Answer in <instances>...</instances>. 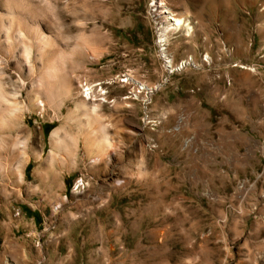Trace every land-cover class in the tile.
Wrapping results in <instances>:
<instances>
[{
    "label": "rangeland",
    "instance_id": "obj_1",
    "mask_svg": "<svg viewBox=\"0 0 264 264\" xmlns=\"http://www.w3.org/2000/svg\"><path fill=\"white\" fill-rule=\"evenodd\" d=\"M0 77V264H264V0H0Z\"/></svg>",
    "mask_w": 264,
    "mask_h": 264
},
{
    "label": "bare ground",
    "instance_id": "obj_2",
    "mask_svg": "<svg viewBox=\"0 0 264 264\" xmlns=\"http://www.w3.org/2000/svg\"><path fill=\"white\" fill-rule=\"evenodd\" d=\"M9 1V0H8ZM8 7V6H7ZM153 7H155V10L154 11H157V9H161V8H163L164 9V12H165V14H166V16H167V20H168V22H169V26H172V27H174V29H176V30H179V29H181L183 32H185V35L186 36H190L191 35V33L193 32V30H194V26H195V24L190 20V19H188V18H185V17H181V16H176V15H174L165 5H164V3L163 2H160V4L159 5H156V2H154V5H153ZM37 36V35H36ZM45 37H43V35L42 34H39V36H37L36 37V39H39L40 41V44H39V47L37 48L39 51H40V54H39V56L40 57H42L43 58V56L45 55V50H47V48L49 47V45H50V43H51V41H50V43H49V41H48V39L47 40H45L44 39ZM35 39V40H36ZM38 42V43H39ZM53 43V42H52ZM54 44V43H53ZM53 44H51V45H53ZM167 44H169L168 43V36H167V32H166V28L161 32V34H160V37H159V46H160V48H161V54H162V58L163 59H165L166 60V63H167V67L168 68H170V69H172V60H171V58H169V56L167 55V53H166V46H167ZM37 46H38V44H37ZM54 47H55V45H54ZM57 47V46H56ZM50 48V47H49ZM53 48V47H52ZM55 49V48H54ZM37 50V51H38ZM50 50H48V52H49ZM52 51H53V49H52ZM51 51V52H52ZM55 51V50H54ZM57 51H58V49H57ZM50 52V53H51ZM8 54H9V52H8ZM49 54V53H48ZM53 54V53H52ZM50 55V54H49ZM56 55V54H55ZM46 56V55H45ZM48 58V57H47ZM169 58V59H168ZM41 59V58H40ZM45 60V59H44ZM48 60V59H47ZM49 61V60H48ZM50 62V61H49ZM52 63H54L53 61H52ZM22 64V63H21ZM49 65V64H48ZM56 65V64H55ZM184 65V66H183ZM190 66V62L189 61H185V62H183L182 64H181V68H183V67H186V66ZM52 66V65H51ZM22 66L20 65V64H18V69H24V68H21ZM16 68V67H15ZM48 70L51 68L50 66H47L46 67ZM18 69H16V70H18ZM55 69V68H54ZM50 71H52V70H50ZM49 71V72H50ZM54 71V70H53ZM173 71H175V70H173ZM20 73V72H19ZM49 74V73H48ZM55 75V74H54ZM0 79H2L1 77H0ZM52 81V80H51ZM3 82V81H2ZM2 82H1V80H0V98L1 97H4V98H2V101L5 99V97H6V101H7V95L9 94V92L10 91H7V89L5 90V88H4V86H3V84H2ZM24 85V84H23ZM7 88V87H6ZM39 88V87H38ZM42 89V88H41ZM158 89V87L156 86V87H154V88H152V89H148L149 91H148V93H150V92H153L154 90H157ZM36 90H38V89H36ZM43 90V89H42ZM91 90V88H86L84 91H86V95H90V91ZM6 91L8 92V93H6ZM32 91V90H31ZM84 93V92H83ZM10 95V94H9ZM8 95V96H9ZM85 95V96H86ZM11 96V95H10ZM14 95H12V97H13ZM8 98H10V97H8ZM14 99V98H13ZM1 100V99H0ZM9 101V100H8ZM34 101H41V100H38V99H36V100H34ZM9 104V103H8ZM9 112H11V111H9ZM8 113V112H7ZM12 115V114H11ZM10 116V115H9ZM87 117L89 118V116H88V114H87ZM90 120L88 119V122H89ZM88 124V123H87ZM90 124V123H89ZM0 125H1V118H0ZM88 126H90V125H88ZM1 127V126H0ZM57 135L59 136V134L57 133V131H54L52 134H51V143H52V151H50V154H53L54 155V151H58V149H60V148H62V147H65V146H62L63 145V142H62V139L60 138V140H59V138L57 137ZM90 136V135H89ZM100 137V136H99ZM104 138H105V136H104ZM103 138V136L100 138V140H98L97 141V136H96V140H94V139H90V138H86V141H85V146H88V147H94V148H97V152L99 153V152H103L104 151V149L105 148H108V149H105V151L104 152H106V150H110V149H112V147H113V145H108L109 143V141H105V139ZM102 142V143H101ZM106 142L108 143V144H106ZM13 145V144H12ZM16 145V144H15ZM76 145V144H75ZM14 148V147H13ZM16 149V148H15ZM89 150V149H88ZM113 150H114V148H113ZM33 151V150H32ZM91 153H92V151H91ZM40 155V154H39ZM37 153H36V157H38L39 156ZM52 156V155H51ZM35 159V158H34ZM40 159H41V157H40ZM98 160H100L99 159V157L98 158H94L93 160H92V163H97L98 162ZM21 167V166H20ZM18 168H19V166H18ZM12 172V171H11ZM11 174V173H10ZM23 174V173H22ZM23 177V176H22ZM22 177H21V179H22Z\"/></svg>",
    "mask_w": 264,
    "mask_h": 264
}]
</instances>
